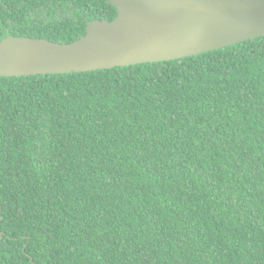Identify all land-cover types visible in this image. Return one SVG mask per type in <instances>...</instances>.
<instances>
[{
  "label": "trees",
  "instance_id": "1",
  "mask_svg": "<svg viewBox=\"0 0 264 264\" xmlns=\"http://www.w3.org/2000/svg\"><path fill=\"white\" fill-rule=\"evenodd\" d=\"M109 0H0V41L67 44ZM0 264H264V37L0 77Z\"/></svg>",
  "mask_w": 264,
  "mask_h": 264
},
{
  "label": "water",
  "instance_id": "2",
  "mask_svg": "<svg viewBox=\"0 0 264 264\" xmlns=\"http://www.w3.org/2000/svg\"><path fill=\"white\" fill-rule=\"evenodd\" d=\"M112 21L93 20L62 44L8 36L0 77L85 73L174 61L264 37V0H109Z\"/></svg>",
  "mask_w": 264,
  "mask_h": 264
}]
</instances>
